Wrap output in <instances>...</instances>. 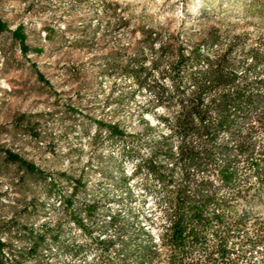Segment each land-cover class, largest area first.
<instances>
[{
	"label": "rangeland",
	"instance_id": "374dc122",
	"mask_svg": "<svg viewBox=\"0 0 264 264\" xmlns=\"http://www.w3.org/2000/svg\"><path fill=\"white\" fill-rule=\"evenodd\" d=\"M0 18L8 25L0 31V237L9 264H136L132 248L148 236L159 255L147 264H169L167 191L146 161L180 180L184 142L228 148L233 185H222L226 155L216 151L194 178L220 187L231 213L249 214L250 236L264 224V0H0ZM19 25L25 54L11 32ZM194 49L203 57L178 79L179 56ZM223 55L236 81L206 91L204 104L239 88L261 104L244 106L210 141L197 120L184 130L178 118L195 89L190 73ZM262 250L246 259L264 264Z\"/></svg>",
	"mask_w": 264,
	"mask_h": 264
},
{
	"label": "trees",
	"instance_id": "16d2710c",
	"mask_svg": "<svg viewBox=\"0 0 264 264\" xmlns=\"http://www.w3.org/2000/svg\"><path fill=\"white\" fill-rule=\"evenodd\" d=\"M4 30H8V25L0 18V31ZM11 32L21 51L27 53L30 47L26 42L27 36L23 26L19 25ZM202 57L199 49L192 50L189 56L180 55L174 66L178 79L182 78V68L197 65ZM257 61L261 59L258 57ZM229 65L227 55H223L215 61L209 60L205 71L190 73L195 89L192 91V97L181 104L182 113L178 118V125L184 130L193 127L194 120H197L199 133L207 135L212 141L220 131L232 128L238 114H243L244 106L255 108L261 104V98L247 94L241 88L234 93H223L210 104H204L203 95L206 91L235 83L236 73ZM212 111L215 114L213 122H206ZM242 116L246 119L249 114ZM110 129L114 130L116 135H121L117 128ZM238 147L240 151L245 149L243 142H239ZM214 151L226 155L228 148L220 146L215 150H211L210 147L197 149L184 142L179 149L183 166V177L180 180L171 173L172 169L168 168L169 171L165 172L154 160L146 161L148 170L159 183L164 184L167 191L165 200L169 205V224L163 234L162 245L169 251V264H238L240 258L246 260V264H251L246 259L248 251L253 252L261 245L264 253V224L256 228L255 234L250 236L245 231L247 221L250 219L249 214L231 213L228 209V200L218 197L220 187L215 186L210 180L194 178L195 172L205 170L207 163L213 159ZM8 157L31 172L41 173L37 166L16 153L9 151ZM256 168L260 166L256 165ZM219 173L222 185L234 184L236 172L232 160L227 155L223 164L219 166ZM141 232L147 233L144 228H141ZM147 241V244H137L132 248L136 264L150 263L159 255L158 247L150 236ZM5 247L6 243L0 237V264H9L4 255ZM32 249L36 250V246ZM3 257L6 263L1 260Z\"/></svg>",
	"mask_w": 264,
	"mask_h": 264
},
{
	"label": "built area",
	"instance_id": "2783aa9c",
	"mask_svg": "<svg viewBox=\"0 0 264 264\" xmlns=\"http://www.w3.org/2000/svg\"><path fill=\"white\" fill-rule=\"evenodd\" d=\"M159 237H161V235H159ZM161 244H162V238H161Z\"/></svg>",
	"mask_w": 264,
	"mask_h": 264
},
{
	"label": "bare ground",
	"instance_id": "6f19581e",
	"mask_svg": "<svg viewBox=\"0 0 264 264\" xmlns=\"http://www.w3.org/2000/svg\"><path fill=\"white\" fill-rule=\"evenodd\" d=\"M157 238H158V240H160V237L159 236H157Z\"/></svg>",
	"mask_w": 264,
	"mask_h": 264
}]
</instances>
